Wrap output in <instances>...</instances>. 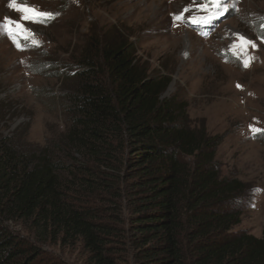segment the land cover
<instances>
[{"label":"trees","instance_id":"obj_1","mask_svg":"<svg viewBox=\"0 0 264 264\" xmlns=\"http://www.w3.org/2000/svg\"><path fill=\"white\" fill-rule=\"evenodd\" d=\"M87 46L58 139L0 135V264H46L44 242L81 246L88 264H264V229L234 231L249 188L221 174L222 138L162 97L169 76L131 44Z\"/></svg>","mask_w":264,"mask_h":264},{"label":"rangeland","instance_id":"obj_2","mask_svg":"<svg viewBox=\"0 0 264 264\" xmlns=\"http://www.w3.org/2000/svg\"><path fill=\"white\" fill-rule=\"evenodd\" d=\"M10 3L56 15L46 23L22 21L39 47L24 39L20 51L6 34L0 35L2 137L38 148L58 139L70 121L66 98L76 86L71 76L83 51L90 43L122 40L132 45L135 60L150 75L169 76L163 98L184 101L195 126L222 138L216 150L221 174L249 188L248 207L234 231L261 235L264 133L253 136L249 126L264 129V0H232L225 18L202 35L187 24L197 13L193 0H0V23L6 17L21 21L23 13ZM181 13L184 19L174 22ZM235 34L256 45L247 49L253 57L247 68L242 64L246 56L230 50ZM39 246L46 264H88L81 246Z\"/></svg>","mask_w":264,"mask_h":264},{"label":"snow or ice","instance_id":"obj_3","mask_svg":"<svg viewBox=\"0 0 264 264\" xmlns=\"http://www.w3.org/2000/svg\"><path fill=\"white\" fill-rule=\"evenodd\" d=\"M232 0H200L199 6L197 7V11H202L208 13L207 16L203 18L193 17L189 20L190 23H200V22H208L210 23L213 19H218L220 16L224 15L226 11L230 9L227 7ZM197 0H193V4L196 5ZM9 7H15L17 11L22 12L23 15L21 17V21H11L7 17L3 23H0V35H7L9 39L12 40L13 44L16 45L17 49L20 51L25 50L19 44V38H23L25 40L31 39L32 46L39 47V41L35 39V33H33L30 29L24 27L22 21H26L28 23H46L49 19H54V13L41 12L39 9L31 6H17L14 3H10ZM190 8H185L183 11L188 12ZM231 10H235L234 8ZM184 19L183 13L179 15H174L173 20L182 21ZM261 20H264V17H261ZM261 28L264 29V24H261ZM264 42V37H262V41ZM255 48L256 45L254 42L247 40L243 36L239 34H235V41L232 45H230V50L233 51L234 55L243 54L246 56L245 59L242 60V64L245 68H247L253 57L247 55V49ZM239 50V53L237 52ZM237 87H240L237 85ZM249 131L255 136L256 133H264V129L254 128L252 125L249 126Z\"/></svg>","mask_w":264,"mask_h":264}]
</instances>
